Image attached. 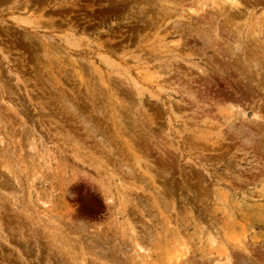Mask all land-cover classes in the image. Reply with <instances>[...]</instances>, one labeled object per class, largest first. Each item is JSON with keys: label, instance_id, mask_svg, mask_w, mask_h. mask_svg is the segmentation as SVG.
<instances>
[{"label": "rangeland", "instance_id": "obj_1", "mask_svg": "<svg viewBox=\"0 0 264 264\" xmlns=\"http://www.w3.org/2000/svg\"><path fill=\"white\" fill-rule=\"evenodd\" d=\"M147 1L0 0V264H264V0Z\"/></svg>", "mask_w": 264, "mask_h": 264}, {"label": "bare ground", "instance_id": "obj_2", "mask_svg": "<svg viewBox=\"0 0 264 264\" xmlns=\"http://www.w3.org/2000/svg\"><path fill=\"white\" fill-rule=\"evenodd\" d=\"M121 1H122V0H121ZM129 1H130V0H129ZM145 1H147V0H145ZM148 1H149V0H148ZM148 1H147V2H148ZM176 1H177V0H176ZM124 2H125V0H124ZM156 2H157V1H156ZM220 2L223 3L224 6H227V7L230 8V9H231V8L233 9V8L237 7V5H238V6L240 5V4L238 3V0H221ZM118 3H120V2L118 1ZM118 3H117V4H118ZM127 3H128V2H127ZM160 3H162V2H160ZM160 3H158V4H160ZM170 3H171V2H170ZM170 3H169V6H170ZM123 4H124V3H123ZM164 4H168V2H167V3H164ZM217 4H218V3H216L215 6H217ZM115 5H116V4H115ZM175 5H177V4L175 3ZM178 5H179V4H178ZM162 6H163V5H162ZM164 6L167 7L168 5H164ZM171 6H173V4H172ZM224 6H220V7L223 9V8H225ZM241 6H242V5H241ZM173 7H174V6H173ZM202 7H203V6H202ZM239 7H240V6H239ZM169 8H170V7H169ZM169 8H168V9H169ZM237 8H238V7H237ZM222 9H221V11H222ZM238 9H239V8H238ZM238 9H237V10H238ZM240 9H241V7H240ZM240 9H239V10H240ZM141 10H142V9H141ZM171 10H172V9H171ZM175 10H176V8H174V10H172V12L175 11ZM166 11H167V10H166ZM166 11H165V13H166ZM180 11H181V10H180ZM139 12H140L139 14L142 15V14H141V11H139ZM197 12H198V11H196V10H194V9L190 10V14H196ZM142 13H143V11H142ZM170 13H171V12H170ZM167 14H169V12H168ZM172 14H173V13H172ZM222 14H224V12H223ZM230 15H231V14H230ZM169 16H170V14H169ZM171 16H173V15H171ZM207 17H208V16H207ZM211 17H212V16H211ZM226 17H227V16H226ZM41 18H42V17H41ZM206 19H207V18H206ZM206 19H205V20H206ZM212 23H213V22H212ZM213 24H214V23H213ZM152 26H153V25H152ZM206 26H207V25H206ZM215 27H216V26H215ZM215 27H214V28H215ZM206 28H207V27H206ZM214 28H213V29H214ZM198 29H199V28H198ZM214 30H216V28H215ZM197 31H198V30H197ZM209 31H210V30H209ZM209 31H208V32H209ZM199 33H200V32H199ZM202 33H203V32H202ZM202 33H201V34H202ZM210 34H211V33H210ZM203 35H204V34H203ZM207 35H208V34H207ZM214 36H215V35H214ZM199 37H200V34H199ZM202 37H203V36H202ZM215 38H216V37H215ZM203 39L206 40V42H208V44L210 43V41H209V35H208V38H206V36H204ZM211 39H212V38H211ZM204 40H202V41H204ZM211 41H212V40H211ZM48 43H49V42H48ZM204 44H205V43H204ZM208 44H207V45H208ZM44 45H45V44H44ZM45 47H46V46H45ZM227 51H228V50H227ZM228 52H229V51H228ZM255 67H256V66H255ZM135 86H136V85H135ZM137 87H138V86H137ZM137 89H138V88H137ZM253 137H254V135H253ZM164 173H165V172H164ZM246 261H247V260H246ZM251 261H252V260H251ZM247 263H248V262H247ZM253 263H254V262H253ZM224 264H231V261H230V259H229L228 257L226 258V262H225ZM241 264H242V263H241ZM251 264H252V263H251Z\"/></svg>", "mask_w": 264, "mask_h": 264}]
</instances>
